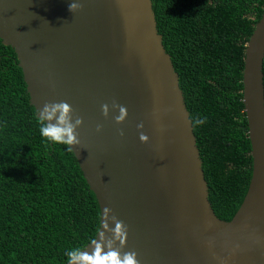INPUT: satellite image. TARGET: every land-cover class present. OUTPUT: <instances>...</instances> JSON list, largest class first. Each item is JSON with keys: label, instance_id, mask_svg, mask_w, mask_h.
<instances>
[{"label": "water", "instance_id": "water-1", "mask_svg": "<svg viewBox=\"0 0 264 264\" xmlns=\"http://www.w3.org/2000/svg\"><path fill=\"white\" fill-rule=\"evenodd\" d=\"M69 2L0 0V39L14 49L36 111L67 101L73 118H82L76 129L81 143L72 152L100 220L107 207L128 226L122 251H135L139 264H264V11L247 42L242 73L251 178L239 208L224 220L209 199L152 1L80 0L75 13ZM113 101L128 109L121 124L113 119ZM140 131L147 143L139 141ZM100 228L99 222L93 239ZM90 242L82 249L90 252Z\"/></svg>", "mask_w": 264, "mask_h": 264}, {"label": "trees", "instance_id": "trees-1", "mask_svg": "<svg viewBox=\"0 0 264 264\" xmlns=\"http://www.w3.org/2000/svg\"><path fill=\"white\" fill-rule=\"evenodd\" d=\"M193 126L209 199L230 220L247 191L245 49L264 0H151ZM264 85V58H263ZM22 68L0 39V264H63L96 235L100 210L72 151L39 134Z\"/></svg>", "mask_w": 264, "mask_h": 264}, {"label": "clouds", "instance_id": "clouds-1", "mask_svg": "<svg viewBox=\"0 0 264 264\" xmlns=\"http://www.w3.org/2000/svg\"><path fill=\"white\" fill-rule=\"evenodd\" d=\"M83 7L80 0H70L68 11L77 12ZM101 113L104 117L109 114V104H101ZM111 109L118 114L114 115L115 123H123L128 116L126 106L113 101ZM73 108L67 101L45 103L37 109L36 119L39 125V134L50 145L67 146L68 151H73L74 146L80 145L76 129L83 123L81 117L73 118ZM207 121L206 116L198 115L191 123L193 126L203 125ZM101 125H96V131H101ZM137 129H143L144 124L140 122L136 125ZM124 135L123 130L118 133ZM138 139L141 143H147L149 136L143 131L139 132ZM101 228L98 238L90 242L91 251H85L79 247L67 249L66 264H139L135 251H122L128 236V226L112 214V210L105 207L101 216ZM113 224L114 227L109 226ZM106 233H111L110 238ZM116 241H119L117 246Z\"/></svg>", "mask_w": 264, "mask_h": 264}]
</instances>
